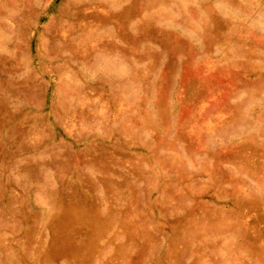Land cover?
Returning a JSON list of instances; mask_svg holds the SVG:
<instances>
[{
  "label": "rangeland",
  "instance_id": "374dc122",
  "mask_svg": "<svg viewBox=\"0 0 264 264\" xmlns=\"http://www.w3.org/2000/svg\"><path fill=\"white\" fill-rule=\"evenodd\" d=\"M0 264H264V0H0Z\"/></svg>",
  "mask_w": 264,
  "mask_h": 264
}]
</instances>
